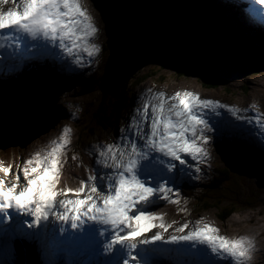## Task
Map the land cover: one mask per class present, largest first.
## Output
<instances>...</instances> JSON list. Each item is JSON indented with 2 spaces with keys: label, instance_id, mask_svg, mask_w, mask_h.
Returning a JSON list of instances; mask_svg holds the SVG:
<instances>
[{
  "label": "snow or ice",
  "instance_id": "6c2138e0",
  "mask_svg": "<svg viewBox=\"0 0 264 264\" xmlns=\"http://www.w3.org/2000/svg\"><path fill=\"white\" fill-rule=\"evenodd\" d=\"M5 5L7 8L5 10ZM250 15L259 16L264 23V7L257 8L255 0L249 5ZM98 32L93 18L82 6L81 0H0V49L8 41L9 51L0 57V74L18 71L22 63L31 58L52 55L49 46L58 47L64 54L73 57V63L83 67L86 54L89 62L96 58L100 46L90 43ZM27 40V46H22ZM147 98L142 107L131 114L130 122L119 129V140L98 148L96 163L103 167L97 175L81 179L76 188L57 187L60 169L63 167L62 149L68 144L65 136L59 138L50 150L36 152L31 159L23 161L21 175L6 185L0 177V213L3 221L14 212L27 214L32 219L23 223L29 228L40 225L49 216L56 221L68 222L72 229L96 222L99 234L104 238L103 251L113 252L122 264H153L156 257L173 259V264H215L208 259V252L231 264H245L253 248V241L245 236L227 238L217 235L218 229L210 223L196 221V227H187V222L165 237L162 231L143 239H137L152 228L167 230L170 225L157 224L161 217L149 211L148 206L160 200H171L170 193L176 181L174 169L182 173L186 158L203 161L208 156L206 145L211 141L213 126L205 119L210 112L226 109L240 125L224 121L217 131L253 124L264 135V121L259 114L246 115L241 110L217 100L200 98L191 91H176L166 95L163 90H146ZM243 113H249L244 109ZM69 129L65 128L67 133ZM10 167L0 163V172L5 176ZM200 173L198 164L187 163ZM107 169V171H105ZM199 179V175L196 176ZM19 180V187L17 181ZM179 191L178 189L176 190ZM73 193L74 198H68ZM83 193V195H81ZM63 197V198H61ZM175 203L176 201L171 200ZM18 228L16 226H10ZM5 231H8L6 228ZM60 231L64 232L63 223ZM94 229L82 234L91 239ZM71 235V234H70ZM157 241L166 244L194 242L173 249L141 247L154 245ZM206 245L197 247L196 245Z\"/></svg>",
  "mask_w": 264,
  "mask_h": 264
},
{
  "label": "rangeland",
  "instance_id": "374dc122",
  "mask_svg": "<svg viewBox=\"0 0 264 264\" xmlns=\"http://www.w3.org/2000/svg\"><path fill=\"white\" fill-rule=\"evenodd\" d=\"M93 1L94 0H85V5L89 13L92 14L91 17L98 29V32L94 34V38H91L92 40H90V43H95L100 46V52L95 58V60L99 61L94 60L92 62H88L82 69H80V72H78L79 66H77L78 68L74 66L75 70L79 73L78 76H82L80 81L78 77H76V74L74 72L69 73L65 66L60 67L58 70H50V72L54 73L63 71L65 73L64 77H61L60 75L57 76L60 80L57 82L62 85V88L58 91L59 93L56 96L57 101H55L59 112L64 114V118L59 120V125L57 124L58 126L55 125L49 131L30 141L25 146L18 148L12 146L0 148V158L5 160L2 162L3 165L10 163L9 166H15L14 172H21L24 160L31 159L38 151L43 152L50 150V148L54 147L56 143H51V141H54L53 139L59 141V138L63 135L68 140V144L61 150L63 155L60 159L63 167L60 169V174L63 173V175L60 176L58 185L61 186L63 183L67 185L68 182V184H70L78 178H85L89 175H94L93 163L96 158L93 157L92 152H96V155H98L97 150L100 146H105L108 143H114L119 140V132L116 131H119L122 122L125 120L126 116H124L123 113L128 110V108H135L139 95L147 94L146 90L148 89L153 90L155 88L154 91L163 90L166 95H172L176 91L188 90L199 94L200 98L213 99L223 104L236 107L241 110L242 114H244V109H248V103H251L252 105L249 109V113H246V115L259 114L261 121H264V71L248 75L238 74L228 76V78H226L227 83L225 85L227 89L223 86L224 82L222 85H217L218 87L210 88L208 86H204V83L201 84V80H205V77H203L204 74H201L196 70L189 69L188 67L182 71L184 73L180 74L177 72L180 67H175L171 64L163 62L162 57L160 59L157 54L158 52L156 54H147L145 59L143 61L141 60L139 63L135 60L137 62V67L135 68L134 73H136V75H140L143 72L153 73V71L158 70L159 76L163 77L162 80H158V77H153L154 75L149 74V77L151 78L142 80L134 87L127 86L123 91V95H120V97L116 100H110L109 98L103 99L100 90L108 85V76H105L108 72L107 68L116 58L117 50H120L119 46L123 40H120L119 43L117 40H114L115 44H117L116 48L111 46L108 48V45L110 44L108 41H112V39H115L117 36L121 37L120 32L123 31V26L119 21L118 28H116L114 20L119 19L118 16L113 12L106 11V6H103V4L109 0H99L97 6L94 5ZM239 1L243 3L246 2V5L249 4V0ZM223 14L227 19L229 16L231 17V13L228 14V10L225 11V13L223 12ZM234 25L236 26V24ZM106 48H108V50H106ZM31 59L33 58L31 57ZM115 62L119 64L117 60H115ZM92 64H94V69L91 71L92 74L88 75L90 70L87 68ZM119 67L121 66H117V68ZM95 69L97 70L96 73ZM103 77L106 79L104 80ZM72 81L77 82L76 89L72 90V92H78L79 95L77 97H79V99L68 103L64 100L63 91L64 89L68 90L74 87L75 84ZM53 83L54 82H51L50 85L53 87L57 86V84ZM88 84L90 85L87 87ZM228 92H232L233 95H229ZM248 99H250V101H248ZM115 108L118 109L116 116L114 115L116 110ZM96 113L102 116L100 120L95 117ZM220 113H222L225 120L227 118L228 122L231 124L240 125L241 122L236 121L226 109H219L218 114ZM122 114L123 116L121 117ZM114 116L117 121L116 123L112 122ZM214 117L221 118L220 115H216ZM97 124L98 126H96ZM244 125H248L249 128L257 130L255 123H245ZM118 126L119 128H117ZM77 127L81 130L80 139L78 140ZM65 128L69 129L67 133L64 132ZM240 131H242L245 136L250 137V135L246 133L245 129ZM225 132L227 136H230V130L226 129ZM258 132L261 134L260 131ZM95 133H98V138H94ZM217 133L220 137L224 135L218 131L211 134L212 139L206 145L208 149V156L203 161H197L198 166L201 169L200 173L197 174L195 172V168L193 167L195 177V180L193 181L198 188L204 190L202 187L205 188L206 184H208L211 179V172L206 168H212L214 166L221 168L228 165L226 170L229 173L231 180H229L225 186L232 187L234 192L230 194H238L240 196L238 201L241 203L243 202L244 204L237 203L234 205L232 208L237 209L236 212H233L223 223L219 218H217V214L225 213L229 210L228 208H222L221 210L211 208L200 211V206L194 205V199L188 198L189 203L185 200L179 199L175 202V204L172 205L169 203L161 209L158 214L161 219L158 221L167 222L172 219H180L182 223H194L197 220H200L204 223H210L212 226L217 228L218 235H222L230 239L239 238L241 236L246 237L249 230V233H254L253 236L249 237L253 241V248L249 257L254 255L255 258L251 261H245V264H264V242L256 238V236L258 238L264 236L262 234V226H264V161H262V164H257L255 159L250 160L246 156L245 152L242 151L238 156L239 161H248L250 163L249 167H253L254 169L259 165L263 166V170L260 171V168H258L254 171V173H252L250 168L244 167L240 163L235 162L232 159L233 156H230L227 153L228 151H219L217 147L218 141H216L219 140V137L218 139H215ZM221 138L224 139L223 137ZM249 140L252 139H245L244 141L247 142ZM224 141L225 145L230 149V147H232L230 142L228 140ZM76 145L84 147L77 148ZM72 154H76L77 158L75 156H71ZM254 158H257V154L255 152ZM238 168H241L242 172H240ZM197 175H199V179L196 178ZM67 176H69V178L66 179ZM66 185L63 187H66ZM185 192H187L185 188L180 189L179 187L180 195H184ZM250 195L252 196V199H254L253 205L251 203H245L247 202L245 198ZM250 199L251 198L249 197L248 200ZM236 219L238 220V223L235 222ZM178 223L179 222L176 224ZM193 225L195 224H192V226ZM240 230L244 231L241 232ZM220 260L222 264H230L229 259L224 258Z\"/></svg>",
  "mask_w": 264,
  "mask_h": 264
},
{
  "label": "water",
  "instance_id": "95a60500",
  "mask_svg": "<svg viewBox=\"0 0 264 264\" xmlns=\"http://www.w3.org/2000/svg\"><path fill=\"white\" fill-rule=\"evenodd\" d=\"M81 3L86 6L85 0ZM107 4L119 18L114 20L116 28L119 21L123 26L116 54L123 64L151 48L171 63L199 69L204 86L211 80L224 82L225 89L228 76L264 71V50L214 21L213 17L225 24L215 9L202 12L192 0H127V5L109 0ZM57 81L50 72L30 73L0 88V148L25 146L63 118L55 105ZM51 82L57 86H50Z\"/></svg>",
  "mask_w": 264,
  "mask_h": 264
},
{
  "label": "trees",
  "instance_id": "16d2710c",
  "mask_svg": "<svg viewBox=\"0 0 264 264\" xmlns=\"http://www.w3.org/2000/svg\"><path fill=\"white\" fill-rule=\"evenodd\" d=\"M194 5H197L199 8L207 10V11H211V10H216L217 13L219 14V18H222V20L224 21L225 24H236V23H232L233 21H230V19L226 18L223 14V12L225 13V11L228 10V5L227 3H223L221 4V6H223L224 8L220 7V1H215V0H192ZM116 3H124L125 5H127V0H115ZM211 4L214 6L212 7ZM237 9V7H236ZM225 10V11H224ZM214 15L216 16V13L214 12ZM217 17V16H216ZM231 19H233L231 17ZM234 20V19H233ZM252 33V34H251ZM253 32L250 31V36H253ZM113 40H121L119 36H117L115 39ZM112 40V41H113ZM140 59V58H139ZM189 68V67H188ZM187 69V68H185ZM192 69V68H189ZM195 70V69H193ZM115 72L113 73V75L110 76V82L108 85V88L104 89V94L106 96H110V99L114 100L117 97V92L118 91H122L123 87L126 85V83H130L133 81V77H135V74L132 72H129L125 69H123V66L117 68L116 70H114ZM199 73L203 74V72L196 70ZM150 74L153 75H157L156 72H149ZM147 73V74H149ZM184 73V72H180ZM147 77L146 73H142L140 75L137 76V82H140L141 80H144ZM211 79H217V78H212V76H210ZM135 80V79H134ZM209 87L211 88H215L218 87L217 85H219V82H213L210 81L208 82ZM117 91V92H116ZM95 117H97L98 120H100V118H102V116H100L98 113L95 114ZM100 123V122H99ZM219 150L222 152L224 151L223 149L219 148ZM227 167H221V168H217L216 166H214L213 168L209 167L207 168L208 171L211 172V179L210 182L208 183V185H206L204 190L199 189V188H192L190 187V189H186L187 192L184 193L183 196H186L187 201L188 198H192L194 199V205L195 206H200V211H204V210H208L211 208H217L218 210H221L222 208H228L229 210H227L225 213L222 214H218L219 215V219H221V221H226V219L233 213L236 211V209L232 208L234 205L238 204H244L243 202H239V198L240 196L238 194L232 195L230 193L234 192V189L230 186H225L227 184V182L229 180H231L229 173L227 172ZM225 186V187H224ZM187 187V186H186ZM251 198L250 200H248V198ZM236 200H235V199ZM242 199V198H241ZM245 200L247 202V204H252L254 203V199H252V196H248L247 198H245ZM189 203V201H188Z\"/></svg>",
  "mask_w": 264,
  "mask_h": 264
},
{
  "label": "bare ground",
  "instance_id": "6f19581e",
  "mask_svg": "<svg viewBox=\"0 0 264 264\" xmlns=\"http://www.w3.org/2000/svg\"><path fill=\"white\" fill-rule=\"evenodd\" d=\"M249 4H250V2H249ZM220 7L221 8H224L223 6H221L220 5ZM238 8V7H237ZM225 9V8H224ZM229 18V17H228ZM231 18V17H230ZM226 23V22H225ZM252 34V33H251ZM25 43H27V41H24L23 42V44H25ZM72 62H73V60H72ZM75 64V63H74ZM77 65V64H76ZM61 66H65V68H67V66H66V64L65 65H63V64H61ZM78 66V65H77ZM190 68V67H189ZM87 69H89L90 70V72L88 73V75H91L92 74V70L94 69V64H92L91 66H89ZM193 69V68H192ZM195 70H199V69H197V68H195ZM23 71H27V70H23ZM200 71V70H199ZM50 72V71H49ZM14 74H16V72L14 73ZM44 77H45V75H43ZM75 85H74V87H72V88H70V89H64V91H63V93H64V100L66 101V102H70V101H74V100H77V99H79V97H77L78 95H79V93L78 92H72V90H75L76 89V85H77V82H75V81H72ZM59 83V82H58ZM50 85V84H49ZM90 84H88L87 85V87L89 86ZM50 86H52V85H50ZM53 87V86H52ZM62 88V87H61ZM250 98V97H249ZM248 101H250V99H248ZM251 103H248V109H250V107H251ZM244 114H246V113H244ZM64 126V125H63ZM260 134V133H259ZM262 135V134H261ZM49 136V135H48ZM263 138H264V135H262V138H261V142H262V144H263V147H264V141H263ZM54 141H51V143H54V142H59V141H57V140H55V139H53ZM46 141V140H45ZM48 141V140H47ZM44 142V141H43ZM49 142H50V140H49ZM180 189H183V188H185V189H190L189 187H186V185L185 184H181L180 186ZM237 219H239V218H237ZM235 220V222H237L238 220ZM234 220V219H233ZM246 220V219H245ZM240 222V221H239ZM246 222V221H245ZM238 223V222H237ZM236 223V224H237ZM262 223V222H261ZM235 224V223H234ZM263 224V223H262ZM242 225V224H241ZM244 225V224H243ZM236 226V225H235ZM234 226V227H235ZM260 226V225H259ZM242 227V226H241ZM240 227V228H241ZM263 228V231H262V234L264 235V226H262ZM239 229V228H238ZM252 229V228H251ZM261 229V228H260ZM260 229H257V230H260ZM231 230V229H230ZM225 231V230H224ZM241 231V230H240ZM242 231H244V230H242ZM241 231V232H242ZM257 232V231H256ZM231 233V232H230ZM248 234L246 235V237H250V236H253V234H252V232H250L249 233V230H248V232H247ZM261 233V232H260ZM259 234V233H258ZM232 236V235H231ZM237 236V235H236ZM256 236V235H255ZM45 238V237H44ZM43 238V239H44ZM256 238L257 239H260L261 241H263L264 242V236L263 237H260V238H258L257 236H256ZM255 244H256V241H255ZM47 248V247H46ZM38 250H39V252L41 253V254H43V251L44 250H42L40 247H38ZM41 250H42V252H41ZM23 251V250H22ZM48 251H50V250H48ZM45 252V251H44ZM262 253V252H261ZM52 255H54V252H52ZM255 257H254V255H252L251 257H249V261H251L252 259H254ZM47 264H54V263H52V262H46ZM230 264H231V261H230Z\"/></svg>",
  "mask_w": 264,
  "mask_h": 264
}]
</instances>
